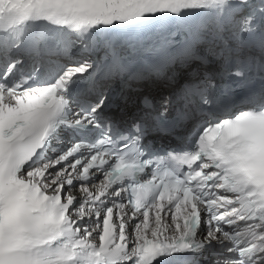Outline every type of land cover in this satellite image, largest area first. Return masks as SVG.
<instances>
[{
	"label": "snow or ice",
	"instance_id": "1",
	"mask_svg": "<svg viewBox=\"0 0 264 264\" xmlns=\"http://www.w3.org/2000/svg\"><path fill=\"white\" fill-rule=\"evenodd\" d=\"M205 254L264 264V0H0V264Z\"/></svg>",
	"mask_w": 264,
	"mask_h": 264
},
{
	"label": "bare ground",
	"instance_id": "2",
	"mask_svg": "<svg viewBox=\"0 0 264 264\" xmlns=\"http://www.w3.org/2000/svg\"><path fill=\"white\" fill-rule=\"evenodd\" d=\"M151 94L154 96L155 95V92H154V90L153 91H151Z\"/></svg>",
	"mask_w": 264,
	"mask_h": 264
}]
</instances>
